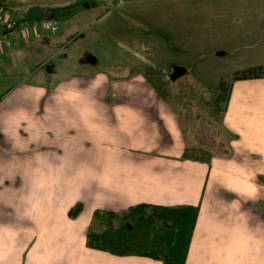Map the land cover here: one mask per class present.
<instances>
[{
  "label": "crops",
  "instance_id": "1",
  "mask_svg": "<svg viewBox=\"0 0 264 264\" xmlns=\"http://www.w3.org/2000/svg\"><path fill=\"white\" fill-rule=\"evenodd\" d=\"M90 1L92 18L82 0H0L1 20L50 27L0 32V264H162L86 246L94 211L139 204L199 206L185 264H264V0ZM77 46L92 48L74 79L88 86L47 88ZM250 69L262 76L234 80ZM108 82L123 92L98 94ZM221 83L226 151L185 159L166 91ZM62 231L78 237L51 239Z\"/></svg>",
  "mask_w": 264,
  "mask_h": 264
},
{
  "label": "trees",
  "instance_id": "2",
  "mask_svg": "<svg viewBox=\"0 0 264 264\" xmlns=\"http://www.w3.org/2000/svg\"><path fill=\"white\" fill-rule=\"evenodd\" d=\"M90 0H82L79 6ZM47 13V12H46ZM35 20L46 19L38 10ZM51 14V13H50ZM51 19H55L53 11ZM32 22L30 19L21 21ZM0 32H4L0 26ZM260 69H250L234 76V80L260 78ZM231 84L221 83L213 91L212 112L225 110ZM183 157L196 160L186 149ZM199 206L162 207L139 204L124 214L96 210L87 232L86 246L118 257L137 256L162 264H185L195 228ZM119 224V226L116 225Z\"/></svg>",
  "mask_w": 264,
  "mask_h": 264
},
{
  "label": "rangeland",
  "instance_id": "3",
  "mask_svg": "<svg viewBox=\"0 0 264 264\" xmlns=\"http://www.w3.org/2000/svg\"><path fill=\"white\" fill-rule=\"evenodd\" d=\"M95 8L96 6H92L91 8L84 10V12H89L88 18H92V16L94 15L93 9ZM54 20L56 21L57 26L63 27L64 25L63 21H60L58 19H54ZM86 29L87 31L85 32L86 33L85 38L92 42L93 40H95L94 31L96 30V26L90 27V25H87ZM77 43L78 42H75L74 45H77ZM80 50H81L80 46H77L75 48V50L73 51V55L75 58L79 57V59L78 60L74 59L71 62V65H68V67L57 66L58 64L65 65V61H66L65 51L59 50V52H57L56 57L53 60V63L55 65L54 73L53 75H50L49 79L43 81V84L47 85V88L49 87L52 88V86L53 87L56 86L57 90H62V91L70 90L74 93L77 92L80 93L81 91L80 89H84L88 86V84H86L87 80L85 77H82V83L80 84L77 83L76 80H74L76 79L77 76H80L81 74L84 73H88V70L84 67L82 68L81 62L78 63V61L81 60V58L83 57L88 60L89 59L88 57L93 55L92 48L89 52L86 53L85 51L82 53ZM88 63L89 62H87V64ZM90 70H92V72H96L98 69L92 67V69ZM34 78L35 76H32L30 78V81H34L35 80ZM71 80H73L74 82H70ZM114 84H116V87H118L119 85L120 90L123 92V90L121 89L124 87L123 83L108 82L106 83V85L103 84L102 86H100V88L97 90V93L98 94L103 92L105 93L104 90H106L107 87L113 86ZM59 86L62 88H59ZM188 86L190 88L187 93L182 91L181 87H178V85H176L175 87L169 86L168 90L166 91L170 101L172 102V104H174V108H176V111L179 115L177 117L181 124V127L183 128L182 130L184 132V135L186 137L188 152L191 156L199 157L200 159L207 157L209 152L211 153L213 152L214 154H218V153L220 154L226 148L224 145H222L223 143H225L226 137L224 136L220 128L221 114H217L216 116L211 115L213 97L212 99L211 98L209 99L208 96L213 95L212 93L213 90L211 92L206 91L208 88H215L217 85L209 84V85H188ZM142 87H143L142 85H136V87L134 88H136L135 91L137 93L145 94V89ZM101 88H104V90ZM196 89L198 90L196 91ZM203 90L205 93L203 92ZM192 95H194L195 97ZM114 98H116V96ZM215 141L218 143L216 147H215ZM81 207L82 206L77 207L72 212V216L74 218L80 214ZM121 214L124 213H120V215ZM88 220H89L88 222H91L90 219ZM9 223H11V221L8 222V224ZM4 235L5 234L3 233V236ZM77 237L78 235L76 232H74L73 235H70L62 231L54 235L51 239H76Z\"/></svg>",
  "mask_w": 264,
  "mask_h": 264
},
{
  "label": "built area",
  "instance_id": "4",
  "mask_svg": "<svg viewBox=\"0 0 264 264\" xmlns=\"http://www.w3.org/2000/svg\"><path fill=\"white\" fill-rule=\"evenodd\" d=\"M0 26L3 27L4 30H15V29H21L22 31H27L28 28L31 27V29H35L39 26H44V27H49V25L47 24V22L45 21H33L31 23H20V24H16L15 22L12 21H6L5 19L1 20L0 19ZM50 28V27H49Z\"/></svg>",
  "mask_w": 264,
  "mask_h": 264
},
{
  "label": "water",
  "instance_id": "5",
  "mask_svg": "<svg viewBox=\"0 0 264 264\" xmlns=\"http://www.w3.org/2000/svg\"><path fill=\"white\" fill-rule=\"evenodd\" d=\"M83 8H84V9H89V8H90V6H89V4H88V3H84V4H83Z\"/></svg>",
  "mask_w": 264,
  "mask_h": 264
}]
</instances>
